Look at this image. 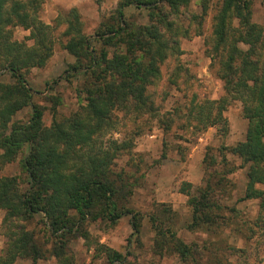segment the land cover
<instances>
[{
  "label": "trees",
  "instance_id": "trees-1",
  "mask_svg": "<svg viewBox=\"0 0 264 264\" xmlns=\"http://www.w3.org/2000/svg\"><path fill=\"white\" fill-rule=\"evenodd\" d=\"M188 1L119 2L110 22L100 27L90 41L70 29L64 49L75 62L66 72L71 78L84 80L78 93L83 95L85 105L80 113L60 121L53 119L49 127H43L42 112L30 104L21 73L26 67L40 66L50 55L49 29L39 20L42 0H0V71L5 70L11 80L10 84L0 82V170L18 153L25 152L20 160L23 180L0 177L1 225L5 229L0 264H16L18 259L35 264L45 253L57 264H73L67 247L85 219L115 224L129 216L133 233H138L137 217L122 204L129 190L121 180L116 181L110 170L118 146L101 142L100 135L109 126L111 112L125 108L127 103L134 113H154L145 89L171 51L172 42L165 34L171 33L172 24L165 17L176 14ZM129 5L145 11L149 24L134 26L124 20L123 9ZM153 16L157 17L156 24ZM212 21L209 68L221 82L222 94L216 100H195L190 90L195 80L183 79L186 90L191 91L188 102L196 101L183 110L192 120L194 131L214 127L224 136L227 122L223 113L231 102L239 104L241 118L246 121L245 132L228 152L240 161V167H245V184L242 197L235 201L257 200L258 212L253 219L239 221L234 208L222 206L212 190L220 186V172L228 174L233 168L222 163L220 172H215L208 166L204 188L195 196L182 192L191 209L186 228L217 231L229 227L230 232L248 242L255 236L264 237V30L251 22L249 0H219ZM14 26L29 30L34 47L23 48L10 41L8 28ZM92 42L101 43V49L89 51ZM26 106L31 108L27 121L10 123L15 113ZM171 121L170 118L167 123ZM221 210L229 216L221 215ZM164 211L165 221L149 218L155 233L154 249L174 253L182 264L194 262L196 245H186L175 237L169 224L173 214L168 209ZM34 220L43 226L45 220L47 224L49 251L43 250L33 233L24 228V223ZM99 247L106 264L123 262L120 253ZM228 250L238 252L236 258L245 252L241 248Z\"/></svg>",
  "mask_w": 264,
  "mask_h": 264
},
{
  "label": "rangeland",
  "instance_id": "rangeland-1",
  "mask_svg": "<svg viewBox=\"0 0 264 264\" xmlns=\"http://www.w3.org/2000/svg\"><path fill=\"white\" fill-rule=\"evenodd\" d=\"M122 1L42 0L39 20L49 29L50 55L40 66L26 67L21 73L23 84L29 90L30 104L42 112L43 127H49L53 119L60 121L80 113L85 105L83 95L78 93L84 80L71 78L66 72L75 62V58L64 49L70 38L68 32L74 29L75 34L90 41L100 27L110 22L117 4ZM249 3L251 22L264 30V0H249ZM218 5L219 0H189L176 14H166L165 21L172 24L171 33L166 31L165 34L172 42L171 51L158 65L157 76L145 89L154 113H134L127 103L125 108L111 112L109 126L101 132V142L118 146L110 170L116 181L121 180L129 190L122 204L137 217L138 233H133L129 216L121 217L115 224L85 219L67 247L73 264H106L99 246L120 253L124 258L120 264H182L174 253H158L154 249L155 233L149 218L165 221L166 209L173 214L169 224L175 237L186 245L197 247L194 262L188 260L186 264H264V237L255 236L247 242L230 232L229 227L217 231L212 228L190 231L186 228L191 209L182 192L197 195L204 188L208 166L215 172L220 170L222 163L233 168L228 174L219 171L223 174L220 186L212 190L222 206L234 208L239 221L253 219L258 212L257 200L235 201L242 197L245 184V167H240V161L228 152L243 139L245 132L246 121L241 118L239 104L231 102L223 113L227 122L224 136L214 127L194 131L192 120L186 118L183 110L192 107L195 100H216L222 94L221 82L209 68L207 53L213 43L212 18ZM123 18L134 26L149 24L146 12L130 5L123 9ZM152 22L156 24L157 17L153 16ZM8 30L11 42L23 48L34 47L28 29L14 26ZM92 48L99 51L101 43H90L89 51ZM183 79L187 82L195 80L190 89L195 100L191 103L188 102L191 91L186 90ZM0 82L11 83L5 70L0 71ZM30 112V106L24 107L15 113L10 123H25ZM170 118L172 121L167 123ZM24 155L23 151L18 153L13 162L0 170V177L23 180L20 160ZM220 214L229 216L226 210H221ZM1 219L2 213L0 253L5 242ZM43 223L44 226L34 220L24 223V228L33 233L43 250L49 251L51 239L45 220ZM229 248H241L245 252L236 258L238 252L234 254ZM16 264L31 263L28 259H18ZM35 264L57 262L45 253Z\"/></svg>",
  "mask_w": 264,
  "mask_h": 264
}]
</instances>
